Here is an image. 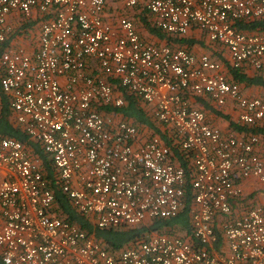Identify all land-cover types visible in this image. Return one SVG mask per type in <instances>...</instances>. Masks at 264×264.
Segmentation results:
<instances>
[{
  "label": "built area",
  "instance_id": "built-area-1",
  "mask_svg": "<svg viewBox=\"0 0 264 264\" xmlns=\"http://www.w3.org/2000/svg\"><path fill=\"white\" fill-rule=\"evenodd\" d=\"M131 11L173 37L197 29L230 68L264 72V30L236 26L264 16V0H0V90L71 205L101 228L174 216L184 204L187 170L161 133L106 109L124 105L118 87L140 99L191 163L190 230L151 232L112 253L50 212L42 159L0 137V264H264V207L234 208L243 178L264 182V97L243 94L208 53L145 40ZM195 96L230 102L247 129L222 132Z\"/></svg>",
  "mask_w": 264,
  "mask_h": 264
},
{
  "label": "trees",
  "instance_id": "trees-1",
  "mask_svg": "<svg viewBox=\"0 0 264 264\" xmlns=\"http://www.w3.org/2000/svg\"><path fill=\"white\" fill-rule=\"evenodd\" d=\"M129 16L132 17L135 25L142 22L147 28L148 32L155 35L159 39H163L167 44L183 45L184 37H173L161 30L153 27L146 21L147 15L145 12L131 11ZM148 19V18H147ZM36 20L30 19L23 22L20 25H16L13 32L8 35L7 39L1 44V48L9 42V39L14 35L27 31L31 28ZM236 26L247 32H260L264 30V16L249 20H241L236 22ZM158 44V43H157ZM189 50L192 48L187 46ZM230 74L238 82H244L248 85H257L264 88V72H255L253 75H246L240 69L230 68ZM111 82H113L111 80ZM124 97L125 103L120 107L106 106V109H113L120 113L126 119H129L137 126H144L152 132H159L163 136L166 143L171 146L174 151V161L180 163L187 170V183L185 186L184 204L181 210L170 217H157L146 220L134 226H107L97 227L94 225L93 219L79 213L70 203L67 195L61 190L58 180L55 175V171L51 165V160L43 153L39 143L28 137L22 127L16 123L14 116L9 107L7 96L0 90V137H12L23 142L31 151L32 154L38 155L42 159V171L46 179L48 180L49 187L53 192L54 200L51 207L53 215L67 219L84 229L87 233L92 234L96 240H98L104 247L110 252L114 253L120 250L127 244H134L135 242L143 239L147 234L151 232H161L166 234H181L190 230V217L193 209L192 201V189L189 185V173L191 169V163L189 159L179 151L178 146L174 145L171 140L161 132L160 126L152 118L147 106L143 104L140 99L127 92L125 89L118 87ZM233 128L237 131L246 130V126H241L236 123H232ZM220 239L216 243L219 244Z\"/></svg>",
  "mask_w": 264,
  "mask_h": 264
},
{
  "label": "crops",
  "instance_id": "crops-1",
  "mask_svg": "<svg viewBox=\"0 0 264 264\" xmlns=\"http://www.w3.org/2000/svg\"><path fill=\"white\" fill-rule=\"evenodd\" d=\"M184 37V44L186 47L189 46L192 48V51L197 54L202 53H208L211 55L213 59H216L221 61L225 68H227V74L230 78L234 79L233 76L230 74V66L229 61L227 59V51L220 46L217 43H210L206 40L205 36L197 29L190 30ZM149 40L153 43H159L163 44L165 41L163 39H159L155 35L150 34ZM29 40H25L23 43H28ZM221 51V52H218ZM223 54V56H221ZM245 70L242 69V71L246 75H253L255 72H252V70L249 67H244ZM241 89L243 94L253 97V96H259L264 97V88L257 86V85H248L244 82H240ZM191 102L194 106L201 108L205 111L207 119L219 127L222 132L228 133V132H238L233 128L232 123H236V110L233 104L230 102L226 103L223 106H217L215 105L211 100L205 99L203 97H192ZM237 124V123H236ZM239 125V124H238ZM241 189L243 190V197L239 198L236 201V204L234 208L243 209L246 208V206H249L250 203L256 202L252 198L246 197V195H250L253 190H260V193L262 194L264 192V182L259 181L257 178L248 176L241 180L240 182ZM262 205V203H258ZM263 206V205H262Z\"/></svg>",
  "mask_w": 264,
  "mask_h": 264
},
{
  "label": "rangeland",
  "instance_id": "rangeland-1",
  "mask_svg": "<svg viewBox=\"0 0 264 264\" xmlns=\"http://www.w3.org/2000/svg\"><path fill=\"white\" fill-rule=\"evenodd\" d=\"M147 18H148V16L146 17V21L148 20ZM136 28H137L138 33L140 34V36L142 38H144L145 40H149V36H150L151 33L148 32L147 28L145 27V25H143L142 22L139 21V23H136ZM218 52H221V51H218ZM221 56H223V54ZM216 59H220V58H216ZM246 197L252 198L258 203L259 202L262 203V205L264 207V192L261 194L260 190H253L251 192V194L250 195H246Z\"/></svg>",
  "mask_w": 264,
  "mask_h": 264
}]
</instances>
